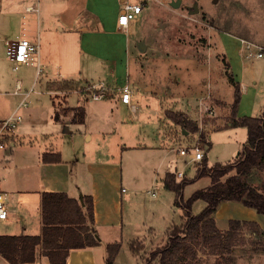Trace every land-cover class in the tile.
I'll return each mask as SVG.
<instances>
[{
  "label": "rangeland",
  "instance_id": "374dc122",
  "mask_svg": "<svg viewBox=\"0 0 264 264\" xmlns=\"http://www.w3.org/2000/svg\"><path fill=\"white\" fill-rule=\"evenodd\" d=\"M42 1L0 0V35L3 32L14 35V28L22 26L19 24L22 21L23 26L34 25L37 17L44 14ZM171 1L145 0V7L135 21L136 40H142L145 44L144 51L137 48L138 52H135L128 79L132 86L133 100L138 108L131 111L122 104L106 103L103 110L107 120L114 126L124 121L121 140L118 136L115 141L102 142V149L96 151L97 160L103 164L112 154L115 158H120L119 147L125 146L120 167L116 165V171L112 173L116 174L117 169L122 168V180L119 183L114 175L116 183L112 186L114 198L123 200L122 219H119L121 224L98 227L99 234L104 236V242L115 239L120 242L121 253L115 264H157V258H149L150 253L156 248L161 249L167 241L169 231L184 220V207L175 203V192L165 188L159 178L149 183L150 168H164V165L159 166L162 151L156 149L161 144V135L162 146H169L170 139L175 137L180 146L198 144L206 151L208 149L204 141H209L207 133L209 130H216L212 133L211 147L206 152L207 156L205 155L208 166L215 162L231 161L238 155L246 140L244 130L226 129V125H231L234 86L228 79L231 72L228 59L222 52V41L224 37L233 35L264 44V0H180L178 7H173ZM194 3L197 4V11L193 10ZM26 4H34L37 10L24 11ZM230 42L235 47L236 42ZM262 61L264 58L253 61V71H260ZM0 69L1 89L14 82L16 76L23 78L27 83L32 82L35 75V65L13 70L11 62L6 60L1 52ZM53 86L55 84L52 83ZM85 87H79L81 94L90 92ZM34 90L27 98L30 100L29 107L38 103L49 105V95L42 92L43 88L39 83L35 84ZM63 92L66 91L61 93ZM69 95L74 99L77 94L72 91ZM56 98L59 112L66 111L62 96L59 94ZM93 103L95 102H88L90 110ZM27 108L20 109L24 118ZM166 111L183 113L198 130L192 131L190 128L189 131L170 121L165 116ZM263 111L264 74L260 77L259 93L253 109L243 116H257ZM95 113L96 110L90 111L88 118L90 123L95 124H90L93 132L101 126L97 122L101 117ZM175 125L177 130L171 131L172 127L176 128ZM68 128L72 133L64 134L63 139H53V145L60 146L64 154L75 149L80 151V156L81 153L91 155L93 149L90 146L93 145L94 139L88 143L85 137L80 135L83 129L79 123H72ZM33 129L36 130L34 127ZM181 129L191 134L185 135ZM176 154L172 171L182 170V177L193 178L203 161L186 163L187 156L179 158L177 152ZM159 172L162 175L161 169ZM233 173L234 171L228 172L221 180L224 181ZM175 179L181 178L175 176ZM243 179L252 187L264 192V170L252 169ZM100 181L105 187L107 185V190L111 188L109 176L101 173ZM210 184L208 175L186 184L181 194L183 200H187L196 190L206 189ZM121 186L126 190L122 197ZM152 191L156 194L152 195ZM205 205L206 202L201 198L194 200L191 203V213H199ZM259 215L262 214L241 202L223 200L219 203L214 218L217 226L225 232L230 219L255 220ZM262 217L264 218V215ZM262 229L264 232V227ZM234 233L235 244L229 253H212L201 241L193 242L189 252L177 259L175 264H264V249L261 244H256L254 249L251 243L259 241L258 238L250 233L247 227L237 229ZM262 241L264 242V237ZM130 245H133V249L136 247L133 254ZM132 255L135 258H132Z\"/></svg>",
  "mask_w": 264,
  "mask_h": 264
},
{
  "label": "crops",
  "instance_id": "0c3cea01",
  "mask_svg": "<svg viewBox=\"0 0 264 264\" xmlns=\"http://www.w3.org/2000/svg\"><path fill=\"white\" fill-rule=\"evenodd\" d=\"M30 6L34 9L28 10L27 8ZM42 6L44 14L37 17L34 25L28 24L26 27L23 26L22 21L19 23L22 26L18 25L14 28L16 29L14 30L15 36L9 32H3L0 35V52L4 53L6 60L7 41L17 36H24L31 41L40 43L39 52L34 55L33 63L20 67L35 65L33 81L26 83L23 78L16 76L14 82L6 83L4 88H0V117L8 116L22 98L20 93H14L16 79H20L23 90L32 89L33 92L35 84L39 83L43 88L42 92H46L50 100L49 105L38 103L29 107L30 100L27 99L29 100L26 106L28 110L16 129L14 145L0 149V192L4 195L8 212L5 219H0V234H40L42 230L41 194L45 191H62L69 197L79 199L81 193L82 199L83 196L92 197L93 223L91 225L98 236L99 243L93 246L70 248L65 264H105L106 244L117 240L104 242V236L99 234L98 227L101 225L113 227L121 224L123 200L114 198L112 186L116 183L114 175L117 176L119 183L122 180V168L117 169L116 174L112 173L116 171V165L120 167L125 146L119 147L120 158H115L113 154L111 157L106 156L107 159L103 164L97 160L96 151L102 149V142L115 141L118 136L121 140L122 137L124 121L122 120L117 126H114L107 120L103 110H105L106 103H118L127 107L121 101L120 86L125 82L129 83L130 66L133 65L132 60L135 52H138L135 22H132L127 29L118 26L117 16L122 9L123 0H43ZM36 10L37 7L34 4L24 6V11ZM241 39L243 38L228 35L222 41V52L228 59L231 76L239 84L241 90L237 117L249 114L253 109L259 93L260 77L264 74V61L260 62L259 76L252 69L253 61L262 60L264 55L262 57H245L240 52ZM230 40L236 42L235 47L231 45ZM251 42L256 45H264ZM37 68L41 70L39 74L36 73ZM61 82H68L74 88L61 90L52 87V83ZM89 85L93 86L89 91L103 88L106 91V96L101 99H93L87 92H84V95L81 94L79 87ZM129 86L133 94L130 83ZM0 87H2L1 84ZM62 91L66 92L61 93ZM72 91L77 94L74 99L69 95ZM37 92L41 94L40 91L37 90ZM59 94L63 98L64 107L82 106L84 108V122L79 123L83 129L80 135L85 137L88 143L94 139L93 145L90 146L93 149L91 155L81 153L80 156V151L75 149L64 154L60 146L53 145V139L58 137L63 139L64 134L72 133V130L68 128L72 125L69 120L71 113H66L58 121L52 117L54 108L57 106L56 96ZM91 101L95 103L91 105L90 110L88 102ZM133 106L138 108L135 102ZM95 110V115L101 117L97 120L101 126L93 132L90 129V124L94 123H90L88 118L90 111L94 112ZM153 112L155 113L156 110ZM133 118H136V113ZM34 120L36 122L33 123ZM175 126L176 128L172 127L170 130H177L178 127ZM226 127H228L227 130L242 129L246 133L244 126L226 125ZM181 130L185 135L191 134V132ZM214 131L216 130H209L207 133L209 141ZM162 138L163 135H161V144L156 149L162 151L159 166L164 165V168H154V166L150 168L149 183H153L158 178L161 179L166 172L172 171L176 162L177 148L181 147L175 137L170 139L169 146H162ZM177 143L178 145H176ZM49 151L59 152L61 160L44 162L41 158L42 153ZM107 154L108 151L105 152V155ZM205 155L207 156V153ZM179 158H181L180 155ZM160 169L162 175L159 174L161 173ZM101 173L109 176L111 183L109 190H107V185L105 187L100 181ZM125 192V188L121 186V197ZM81 205L85 209L84 201ZM254 221L264 227L262 215L255 217ZM120 253L121 247L113 264L117 262ZM131 253L133 254L132 250ZM132 258H135L134 255ZM0 264L10 263L0 254ZM23 264L51 263L38 247L35 260Z\"/></svg>",
  "mask_w": 264,
  "mask_h": 264
},
{
  "label": "trees",
  "instance_id": "16d2710c",
  "mask_svg": "<svg viewBox=\"0 0 264 264\" xmlns=\"http://www.w3.org/2000/svg\"><path fill=\"white\" fill-rule=\"evenodd\" d=\"M229 81L234 86L233 101L231 104V126H244L246 140L238 155L227 163L215 162L208 166L206 156L203 165L195 171L193 178L181 177L175 179V172L168 171L161 178L163 186L175 192V203L184 207V220L180 225L174 226L168 233L165 245L156 248L150 253V259L157 258V264H175L177 259L189 252L193 242L201 241L209 247L212 253L223 254L231 251L235 242V230L247 227L254 234L264 249V232L254 220H229V227L224 232L215 223L214 214L219 203L223 200L241 202L243 205L254 208L257 213L264 215V192L252 187L242 178L252 169L264 170V111L259 116L237 117V108L240 101L241 90L239 84L230 76ZM57 89L71 90L73 85L68 82L53 83ZM52 88V87H51ZM66 111L59 112L56 106L53 119L58 121L70 111L71 123H83L85 110L82 106L66 107ZM68 114V115H69ZM165 116L172 122L179 124L187 130L197 131L198 127L183 113L166 111ZM207 149L211 147L210 141H204ZM206 150V152L208 151ZM44 162H58L61 160L59 152H43ZM230 171L233 174L224 181L221 177ZM208 175L211 184L206 189L196 190L187 200H183L182 191L186 184ZM206 202L204 208L197 214L191 213V203L196 199ZM85 209L79 199L69 197L62 191H45L41 194L42 230L40 234H0V254L10 264H23L35 260L36 249L40 247L41 253L48 257L51 264H65L70 248L93 246L99 243L93 223V203L91 196H83ZM85 210V211H84ZM107 257L105 264H113L114 258L120 249V242L107 244ZM135 252L136 247L130 245Z\"/></svg>",
  "mask_w": 264,
  "mask_h": 264
},
{
  "label": "built area",
  "instance_id": "2783aa9c",
  "mask_svg": "<svg viewBox=\"0 0 264 264\" xmlns=\"http://www.w3.org/2000/svg\"><path fill=\"white\" fill-rule=\"evenodd\" d=\"M145 7V0H138L131 2L129 0H123V6L120 13L117 16L118 26L122 29H127L132 22H135L139 15L142 13ZM33 10V7L27 9ZM240 52L245 57H262L264 55V45H256L255 43L241 39ZM39 44L38 41H31L24 36H17L16 38L6 42L5 55L6 58L11 62L14 70L19 69L22 65L33 63L34 54L38 53ZM40 69L37 68L36 73H40ZM88 90L92 89L93 86H87ZM32 89L23 90L20 79H16L14 84V93L21 94L22 98L12 110V112L6 117H0V149H5L14 145V138L18 125L23 121V116L20 112L22 107L28 105V96ZM121 101L127 106L128 109L134 111L136 106L133 101V94L130 86L127 82L120 86ZM106 96V91L101 88L99 90H91L89 97L93 99H101ZM178 155L181 158L188 157V162H200L205 156V151L200 145L194 144L190 146H181L177 148ZM176 177L181 178L184 174L182 170L175 171ZM124 190V189H122ZM152 195L156 192L152 191ZM7 208L4 201V195L0 192V219H5L7 216Z\"/></svg>",
  "mask_w": 264,
  "mask_h": 264
},
{
  "label": "water",
  "instance_id": "95a60500",
  "mask_svg": "<svg viewBox=\"0 0 264 264\" xmlns=\"http://www.w3.org/2000/svg\"><path fill=\"white\" fill-rule=\"evenodd\" d=\"M179 4H180V0H172L171 1V5L173 7H178ZM193 10L197 11V4L196 3L193 4ZM137 48L139 49V51H144L145 50V44H144V42L142 40L137 41ZM79 199H80V203L83 204V199H82V194L81 193L79 194Z\"/></svg>",
  "mask_w": 264,
  "mask_h": 264
},
{
  "label": "bare ground",
  "instance_id": "6f19581e",
  "mask_svg": "<svg viewBox=\"0 0 264 264\" xmlns=\"http://www.w3.org/2000/svg\"><path fill=\"white\" fill-rule=\"evenodd\" d=\"M31 10V8H29Z\"/></svg>",
  "mask_w": 264,
  "mask_h": 264
}]
</instances>
